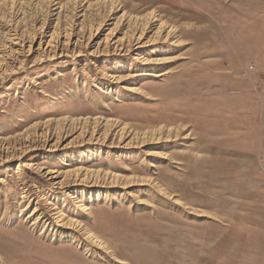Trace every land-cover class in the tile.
<instances>
[{"label":"rangeland","instance_id":"374dc122","mask_svg":"<svg viewBox=\"0 0 264 264\" xmlns=\"http://www.w3.org/2000/svg\"><path fill=\"white\" fill-rule=\"evenodd\" d=\"M0 264H264V0H0Z\"/></svg>","mask_w":264,"mask_h":264},{"label":"bare ground","instance_id":"6f19581e","mask_svg":"<svg viewBox=\"0 0 264 264\" xmlns=\"http://www.w3.org/2000/svg\"><path fill=\"white\" fill-rule=\"evenodd\" d=\"M61 8H62V6H61ZM58 14V13H57ZM170 31H172L171 30V28H170ZM54 34H56V32L54 33ZM53 33H51L50 34V38L52 39V38H54V35ZM14 35H17L16 33L14 34ZM20 34H18V36H16V37H14L13 39H15V43H18L19 41H21L22 40V38H21V36H19ZM33 36H34V34H33ZM10 40V39H9ZM53 42V41H52ZM20 43V42H19ZM48 43H50V41H48ZM39 44H41V41H40V43ZM38 44V45H39ZM40 46V45H39ZM31 45L28 47V49H27V52L28 51H30V49H31ZM53 48H54V50L52 51V55L51 54H47V56H49V55H51V57L50 58H54V56L56 55V48L58 47L57 46V44H55L54 46H52ZM64 48V47H63ZM60 49H61V47H60ZM32 51V50H31ZM30 53V52H29ZM59 53H61V51L59 52ZM65 54V53H64ZM74 55V54H73ZM60 56V55H59ZM62 56V55H61ZM158 59V58H157ZM156 59V60H157ZM163 59H165V58H163ZM163 59H159V60H163ZM155 61V60H154ZM160 74H162V73H159L158 75H160ZM85 208V207H84ZM87 208H85L84 210H86ZM32 213H28V215L27 216H29V215H31ZM69 220V219H68ZM72 219H70V221H69V223L71 224V225H75V226H79L80 224H81V222H79V221H77V220H75V221H71Z\"/></svg>","mask_w":264,"mask_h":264}]
</instances>
